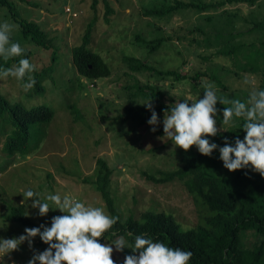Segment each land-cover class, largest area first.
Listing matches in <instances>:
<instances>
[{"label": "rangeland", "instance_id": "1", "mask_svg": "<svg viewBox=\"0 0 264 264\" xmlns=\"http://www.w3.org/2000/svg\"><path fill=\"white\" fill-rule=\"evenodd\" d=\"M11 1L16 3L23 18L35 22L47 33L60 56L51 63L50 51L35 50L33 44L21 37L18 27L12 32L22 47L34 50L35 58L30 61L36 70L50 64L53 68L43 78V94L19 95L18 99L15 90L20 82L8 78L1 79L0 91L10 99L30 106L45 103L53 107L55 114L29 153L9 155L3 151L0 142V238L25 234V226L6 221L10 205L21 204L27 216L36 223L63 214L59 209H50L45 216H40L38 208L31 206V199L22 195L29 189L38 193L37 198L49 203L51 208L56 205L45 200L49 194L71 195L86 204L102 206L109 214L100 193L91 183L97 158H103L112 169L111 196L123 217H138L146 210L163 211L172 214L181 227L187 229L196 226L201 215H210L211 211L195 201L182 181L155 182L147 177V174L159 177L161 172L173 171L181 165L182 149L166 134L157 132L163 128L164 116L168 114L158 117L155 126H140L134 120L122 122L116 115L123 112L130 98L137 103L149 101L136 91V85L160 88L164 91V102L173 104L189 97L193 100L202 98L205 84H214L218 95L244 102L253 86L260 88L259 73L243 72L236 67L244 60L218 56L214 54L216 48L205 47L202 41L205 31L219 29L215 20L210 23L206 16L215 18L223 14L221 8L205 13L181 10L157 17L145 16L144 10L172 0H106L113 13L109 15V23H105L103 0H98L95 10L91 8L92 0H30L34 4ZM224 9L237 15L238 30L245 31L251 26L250 22L264 18V0H257L253 5L227 4ZM93 15L98 19L89 46L110 68L107 77L94 80L79 76L71 58V48L81 42ZM8 16L0 7V23L15 24ZM159 37L164 42L155 51H150L145 42ZM263 38L252 32L243 40L259 44ZM124 56L137 57L160 70L175 69L188 77L177 80L172 76L163 78L148 70L134 71L129 69ZM195 73L199 74L197 78H194ZM246 79L251 83L246 84ZM225 106L219 102L216 105L217 127L226 130L240 127V119L235 117L230 124L222 123ZM153 127L155 131L151 130ZM29 136L30 145L37 139L38 131L33 129ZM193 150L198 151L195 145ZM217 159L215 156L214 160ZM116 239L107 238L105 243ZM245 241L250 244L253 239L247 234ZM111 246L114 249L112 258L116 264H123L131 249L126 247L116 251L115 245ZM47 247L39 245L37 237H33L31 248L25 241L18 250L0 259V264H27L34 251L42 252Z\"/></svg>", "mask_w": 264, "mask_h": 264}, {"label": "trees", "instance_id": "2", "mask_svg": "<svg viewBox=\"0 0 264 264\" xmlns=\"http://www.w3.org/2000/svg\"><path fill=\"white\" fill-rule=\"evenodd\" d=\"M19 1L34 4L30 0ZM256 1L172 0L168 4L146 8L144 15L163 17L181 10L205 13L221 8L224 15L220 14L215 18L206 16L210 23L215 20L219 29L208 32L201 29L205 34L202 39L205 47L216 48L214 54L218 56L244 60L236 67L243 72L259 73L261 76L259 89L264 90V38L259 40V44H255L254 41L246 42L243 40L246 34L249 35L252 32L264 37V18L250 22L251 26L245 31L238 30L236 29L238 28L237 15L224 9L227 4L246 3L253 5ZM97 3L98 0L91 1L93 10L96 9ZM103 4L105 8L103 20L105 23H109V15H112L113 8L106 0H103ZM0 7L18 25L21 37L33 44L35 50L50 51L51 63L59 58L60 54H57L56 45L52 43L47 33L35 22L23 18L16 3L11 0H0ZM97 19L98 16L93 15L85 27L81 42L71 48L72 63L79 76L93 80L107 77L110 74V68L103 57L89 46L93 26ZM16 40L12 34L11 41L17 42ZM163 42L164 39L159 37L146 41L145 45L150 51H155ZM22 48L25 51L21 56L11 57L7 61L0 56V70L17 65L20 59L27 58L30 61L35 58V52L32 48ZM123 60L127 62L129 69L134 71L148 70L163 78L172 76L177 80L188 77L187 74L180 73L175 69H157L134 56H124ZM52 68L53 66L50 64L42 69H35L31 73L35 83L27 91L21 87V83L28 82L27 77L23 82L8 77V79L20 82L15 90L18 95L17 98L19 95L31 97L32 95L43 94L45 91L43 78L49 75L46 72L52 71ZM235 74L237 73L235 72ZM198 75L195 73L194 78H197ZM2 78L0 77V81ZM211 78L217 84L220 83L215 76H211ZM135 87L136 91L143 95V98L150 100L157 117L169 114L170 109L175 106L171 102L165 103L163 100L164 91L154 85H136ZM229 106L226 105L225 107ZM71 107L69 106V108ZM54 114L53 107L45 103L30 106L27 103L12 100L0 91V142H2L3 151L9 155L29 153V150L44 135ZM150 117L151 110L146 108L143 103L134 102L131 98L129 103L124 106L123 112L116 115V118L122 122L134 120L140 126L147 125ZM239 119L240 127L219 132L214 137H208L210 142H215L218 145L211 156L202 155L199 151L195 152L191 146L188 151L181 150V165L175 170L161 172L159 177L147 174V177L155 182H166L173 179L182 181L195 201L200 202L211 211L210 215H201L200 221L192 228L183 229L172 214L163 211L146 210L141 212L138 217L133 215L123 217L111 196L110 176L112 169L103 158H97L93 170L94 179L91 180V183L104 200L109 215L119 217L117 223L100 238V242L105 243L107 238L116 239L124 236L131 247L134 245L135 236L143 234L150 237L154 242L160 241L169 247H179L191 251L193 255L189 264H264V177L253 171L250 166L229 171L223 166V161L220 159L219 147L224 145L225 137L230 144H234L235 138L238 137L242 140L245 135L241 129L245 121L243 118ZM33 129L38 131V136L29 145V134ZM157 132L164 133L163 128ZM215 156H218L217 161L214 160ZM5 216L6 221L18 222L26 228L39 227L41 224L50 226L52 219L49 217L43 223H36L27 216L21 204L10 205L9 212ZM129 232L132 233L131 236L128 235ZM247 234L253 239L250 244H246L245 241ZM36 237L39 245H47L41 241L39 236ZM138 254L139 250L134 252L131 249L127 255Z\"/></svg>", "mask_w": 264, "mask_h": 264}, {"label": "clouds", "instance_id": "3", "mask_svg": "<svg viewBox=\"0 0 264 264\" xmlns=\"http://www.w3.org/2000/svg\"><path fill=\"white\" fill-rule=\"evenodd\" d=\"M18 26L8 21L0 23V56L4 60L18 57L24 49L18 42L11 41V34ZM35 71L29 59H20L17 65L0 70V77H13L23 82L21 87L27 91L35 83L31 73ZM251 83L249 80L244 81ZM214 84L203 85V97L193 100L191 97L175 103L169 114L163 119V132L179 148L188 151L195 145L205 156H211L218 148L208 137L216 136L225 128L217 127V103L230 105L222 109L223 124H230L235 118L245 121L241 129L245 132L243 139L235 138L230 144L227 137L224 145L219 147L220 159L229 171H235L249 166L261 177H264V90L253 86L247 101L230 99L217 94ZM191 101V104H189ZM143 105L151 110L148 124L155 126L159 121L152 103ZM155 131V127L151 129ZM23 197L31 199L32 207L38 208L40 216H45L50 209H59L62 215L53 216L50 226L41 224L39 227L25 228L19 237L0 238V259L19 249L25 241L32 247V238L39 236L48 245L42 252L33 253L27 264H116L112 258L113 247L116 251L131 248L138 255H126L123 264H189L193 255L191 251L179 247H169L163 242L153 241L145 235H136L134 245L129 247L124 236H120L112 243H101L100 238L119 220L118 216H111L102 206H93L81 202L71 195L49 194L45 200L56 205L51 208L49 203L35 198L39 194L29 189L23 192ZM128 235H132L131 232ZM14 264V262H13Z\"/></svg>", "mask_w": 264, "mask_h": 264}]
</instances>
